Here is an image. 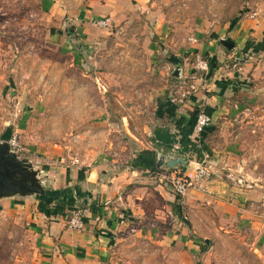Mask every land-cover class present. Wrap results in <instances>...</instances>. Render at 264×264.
<instances>
[{
    "label": "rangeland",
    "instance_id": "374dc122",
    "mask_svg": "<svg viewBox=\"0 0 264 264\" xmlns=\"http://www.w3.org/2000/svg\"><path fill=\"white\" fill-rule=\"evenodd\" d=\"M106 1L100 0L102 9ZM110 2L113 16L95 19H110L108 26L92 22L78 31L52 16L43 0H0V144L17 135L29 153L23 159L42 180L61 162H130L135 150L154 148L161 91L181 85L170 76L169 58L202 33L207 41L230 38L237 44L225 49L220 75L230 73L237 83L211 144L226 171L232 169L230 179L254 186L249 209L264 222V0ZM182 209L192 233L193 214L187 205ZM179 217L166 226L178 234L187 222ZM33 225L27 209L0 202V264H46ZM256 232L251 225L206 231L211 246L202 248L201 231L200 247L172 237L165 243L127 238L117 256L120 264H263L253 243L264 233Z\"/></svg>",
    "mask_w": 264,
    "mask_h": 264
},
{
    "label": "crops",
    "instance_id": "0c3cea01",
    "mask_svg": "<svg viewBox=\"0 0 264 264\" xmlns=\"http://www.w3.org/2000/svg\"><path fill=\"white\" fill-rule=\"evenodd\" d=\"M110 1L117 2L107 0L104 9L100 7V0H43V5L52 16L64 20L65 27L70 24L71 29L77 27L79 31L86 30L102 16L101 13L113 16L110 9L113 3ZM199 36L193 38V43L185 50L181 48L178 54L169 58L173 67L170 76L177 85H181L173 90V82L169 87L166 85V91H161L158 97L156 117L161 123L156 125L150 138L154 148L135 150L131 161L121 165L105 162L103 165L84 167L80 163L75 164L78 159L72 165L61 162L57 168L44 171L46 196L0 201L5 208L27 209L46 264H120L123 259H119L117 254H121L124 249L122 240L127 238H158L165 243L172 237L182 245L192 243L200 247L196 240L201 231L202 248V243L209 240L205 236L206 231L227 232L229 228L240 231L250 229L251 225L257 230L255 235H263V220H256L254 212L249 209L254 186L243 183L241 178L238 181L230 179L234 174L232 169L226 171L220 159L221 153L211 144L218 130V120L226 110L225 99L230 89L235 88L237 78L234 79L230 73L226 75L227 79L220 75V64L227 57L224 45L218 46L222 39L207 41L203 33ZM234 56V53L229 55V59ZM196 58L209 62V72L197 71ZM176 70H179V77L174 75ZM199 112L209 115L212 122L202 133L196 134L194 128ZM158 130L168 131L176 139L171 150L155 141ZM191 144L200 151V156L202 151L203 159L208 155L213 177L202 192H192L181 199L150 173L160 171L157 169L159 157H183L187 159L188 167H193L200 156L192 150L184 152ZM51 192L55 194L51 196ZM53 198L66 204L57 205L54 202L51 208L55 214L49 216L46 209H40V199ZM185 205L193 214L192 233L191 219L183 216L182 207ZM200 206L201 213L197 209ZM77 209L84 211V228L73 231L68 228L67 219ZM179 210L181 214L177 213ZM176 216L187 221L185 225H180V234L166 227ZM216 222L219 224L216 225ZM253 244L254 251L262 256L264 264V236L256 238ZM183 264H189V261Z\"/></svg>",
    "mask_w": 264,
    "mask_h": 264
},
{
    "label": "built area",
    "instance_id": "2783aa9c",
    "mask_svg": "<svg viewBox=\"0 0 264 264\" xmlns=\"http://www.w3.org/2000/svg\"><path fill=\"white\" fill-rule=\"evenodd\" d=\"M111 23L110 19H102L93 21L96 26L106 27ZM195 68L199 72L207 73L210 70L207 60L197 58ZM205 112H199L197 115L194 132L202 133L208 126L211 125V118ZM10 147L15 151L19 159L27 158L29 154L26 149L20 144L19 137L14 135L8 142ZM208 155L202 161H198L193 167L180 168L174 170H160L151 172L153 177H156L161 183L170 187L173 193L178 198H185L192 192H199L205 189V186L213 177V170L208 162ZM84 211L74 210L67 219L68 228L73 231H80L84 228L83 222Z\"/></svg>",
    "mask_w": 264,
    "mask_h": 264
},
{
    "label": "water",
    "instance_id": "95a60500",
    "mask_svg": "<svg viewBox=\"0 0 264 264\" xmlns=\"http://www.w3.org/2000/svg\"><path fill=\"white\" fill-rule=\"evenodd\" d=\"M228 51H233L236 43L230 39L220 40ZM179 77V70L174 72ZM29 159H19L8 142L0 144V201L16 197H44L47 190L44 180L39 176L41 171L35 170ZM187 168V159L183 157H159L157 159L158 170H174ZM206 243L211 246L209 240Z\"/></svg>",
    "mask_w": 264,
    "mask_h": 264
},
{
    "label": "trees",
    "instance_id": "16d2710c",
    "mask_svg": "<svg viewBox=\"0 0 264 264\" xmlns=\"http://www.w3.org/2000/svg\"><path fill=\"white\" fill-rule=\"evenodd\" d=\"M157 140V144H159L160 146H164V148H166L167 150H171L173 148V146L176 144V139L169 134L168 131H165V130H158L157 131V134H156V139L155 141ZM190 145V143L188 144ZM187 145V146H188ZM193 151L195 152L198 156H200V151L196 149V146L194 144H191V147L184 150V152H190V151ZM202 151H201V156L199 158V161H202L203 160V157H202ZM55 193L51 192V196H53ZM41 204L42 206L40 207L41 210H44L46 209L47 213L49 216H51L52 214H55V212H53V209L51 208V206L53 205V203L55 202L57 205H65L66 203L63 202V201H57L56 198H53V199H40Z\"/></svg>",
    "mask_w": 264,
    "mask_h": 264
}]
</instances>
